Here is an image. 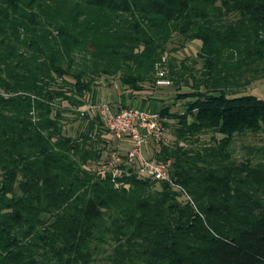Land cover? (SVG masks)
I'll return each mask as SVG.
<instances>
[{"label": "trees", "instance_id": "trees-1", "mask_svg": "<svg viewBox=\"0 0 264 264\" xmlns=\"http://www.w3.org/2000/svg\"><path fill=\"white\" fill-rule=\"evenodd\" d=\"M157 64L176 96L148 157L175 187L115 186L96 168L116 146L80 109L114 80V112L144 104ZM262 79L264 0H0V264H264V146L232 150L264 134L244 94Z\"/></svg>", "mask_w": 264, "mask_h": 264}, {"label": "built area", "instance_id": "built-area-1", "mask_svg": "<svg viewBox=\"0 0 264 264\" xmlns=\"http://www.w3.org/2000/svg\"><path fill=\"white\" fill-rule=\"evenodd\" d=\"M161 62H164L162 57ZM156 87H168L170 83L163 78L160 64L155 66ZM95 111L111 139L117 143L100 161L96 171L107 173L115 186L121 179L133 176L137 180L151 179L175 187L169 179L168 162H158L145 157V151L156 153L160 147H167L171 138L157 113L140 108H124L114 112L107 104L85 105L80 114Z\"/></svg>", "mask_w": 264, "mask_h": 264}, {"label": "rangeland", "instance_id": "rangeland-1", "mask_svg": "<svg viewBox=\"0 0 264 264\" xmlns=\"http://www.w3.org/2000/svg\"><path fill=\"white\" fill-rule=\"evenodd\" d=\"M171 46L172 45H170L169 47L171 48ZM199 49H200V42L191 41L187 43L183 48H177L176 52L172 53L173 54L172 56L176 57V59L178 60L185 59V58L196 59V55L199 52ZM111 83L112 85L110 86H105V83H101L100 85L101 91L98 95L99 104L109 103L110 105H112L113 103V106H114V104L116 103L114 101L116 100L118 94L120 93V89L115 80ZM185 91H187V89H183L181 92H185ZM158 92L164 94L163 101L164 100L167 101L168 103L166 104L167 106L170 105V103H172L173 98L176 96L175 87L172 84L168 87H162L159 90L157 89L156 92L151 93V100H150V102H152L156 106V108H160L161 106H163L161 99L156 94ZM244 94L255 96L259 99L264 100V79L253 82L249 87L246 88V91L244 92ZM138 102H139V99H136V100L130 101L129 105L130 107L138 108ZM170 109L171 111H178V112L183 111V108L180 106V102H175V104H173L170 107ZM154 113H157V112H154ZM76 128H77V124H73L70 127H66L67 134L73 135ZM167 133L169 134L171 138L172 134H171L170 129H167ZM107 137L110 138V135H107ZM112 143L115 146L117 144L114 141ZM261 146H264V134H261L255 137L248 136V137L235 138L233 142L232 150L234 152V157L237 160H241L244 157H246L248 148L261 147ZM149 155H150L149 151L144 152L145 157H148Z\"/></svg>", "mask_w": 264, "mask_h": 264}, {"label": "crops", "instance_id": "crops-1", "mask_svg": "<svg viewBox=\"0 0 264 264\" xmlns=\"http://www.w3.org/2000/svg\"><path fill=\"white\" fill-rule=\"evenodd\" d=\"M160 92V91H159ZM156 93L157 95H158V97L161 99V102H162V104H163V106H161L160 108H156V106L152 103V102H150V100L151 99H149L148 101H146L144 104H143V102H141V101H139L138 102V108H142L143 110H146V111H149V112H158L161 108H163V107H165V106H167L166 104H168L167 103V101H163V95L164 94H162V93ZM162 94V95H161ZM160 101V100H159ZM143 104V105H142ZM165 104V105H164ZM157 109V110H156Z\"/></svg>", "mask_w": 264, "mask_h": 264}]
</instances>
